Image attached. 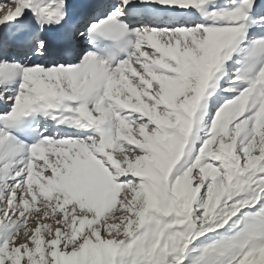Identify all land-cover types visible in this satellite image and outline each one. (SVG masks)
<instances>
[{
	"label": "snow or ice",
	"instance_id": "6c2138e0",
	"mask_svg": "<svg viewBox=\"0 0 264 264\" xmlns=\"http://www.w3.org/2000/svg\"><path fill=\"white\" fill-rule=\"evenodd\" d=\"M0 264H264V0H0Z\"/></svg>",
	"mask_w": 264,
	"mask_h": 264
}]
</instances>
